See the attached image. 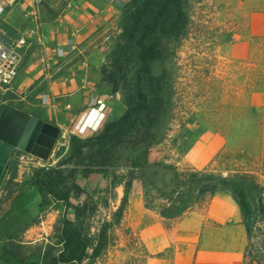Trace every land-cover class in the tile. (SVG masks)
<instances>
[{"label": "rangeland", "instance_id": "374dc122", "mask_svg": "<svg viewBox=\"0 0 264 264\" xmlns=\"http://www.w3.org/2000/svg\"><path fill=\"white\" fill-rule=\"evenodd\" d=\"M184 9L187 35L179 42L163 40V57L151 67L161 80L160 108L153 125L142 126L125 143L110 149L105 166L90 175L104 177L109 185L114 175L121 183L118 194L110 186L86 187L90 176H76L86 194L71 203L82 205L85 197L89 202L79 223L90 226L92 237L105 223L112 225L94 264H145L142 244L127 228L128 194L133 183H141L145 203L157 208L164 200L157 198L150 184L158 188V181L164 187L169 165L223 175L254 170L264 185V0H184ZM105 123L88 136L99 133ZM71 137L61 140L59 156L54 152L48 168L69 155ZM31 167L32 172L43 168ZM129 182L125 212L117 224L116 213ZM168 184L162 190L167 194L172 179ZM23 213L22 219L18 215L0 220V264H42L45 247L53 246L55 253L61 249L55 237L63 219H73L71 208L52 201L31 215Z\"/></svg>", "mask_w": 264, "mask_h": 264}, {"label": "crops", "instance_id": "0c3cea01", "mask_svg": "<svg viewBox=\"0 0 264 264\" xmlns=\"http://www.w3.org/2000/svg\"><path fill=\"white\" fill-rule=\"evenodd\" d=\"M130 1L17 0L0 15V40L8 45L20 39L26 42L19 50L17 77L0 106L10 105L57 127L60 135L54 152L63 139L71 137L70 131L87 112L93 95L106 102L108 118L124 113L122 97L111 93L102 69L120 37L123 9ZM14 153L0 178V220L6 215L22 219L23 210L31 215L41 202V195L29 182L33 165L27 158L16 161ZM13 161L17 163L16 178L5 190L7 167ZM164 172L165 186L158 181L157 186L165 191L173 174L168 169ZM103 178L90 176L85 185L105 189L110 185ZM126 220L127 228L142 244L145 264L245 263V229L228 194L216 193L201 209L169 220L157 208L145 206L143 186L135 182L128 194Z\"/></svg>", "mask_w": 264, "mask_h": 264}, {"label": "trees", "instance_id": "16d2710c", "mask_svg": "<svg viewBox=\"0 0 264 264\" xmlns=\"http://www.w3.org/2000/svg\"><path fill=\"white\" fill-rule=\"evenodd\" d=\"M187 26L184 0H132L124 7L120 37L102 69L103 79L110 86L111 93L122 96L124 113L107 121L95 135L71 137L69 155L53 168L34 170L30 179V184L41 195L40 209L52 201L73 210V219H63L56 231L55 238L61 249L55 253L53 246L45 247L42 264H85L86 260L90 261L87 264H94L95 258L106 247L107 230L111 223H105L93 237L89 233L90 226L79 223L87 212L89 202L85 197L82 205L71 203L72 199L80 200L86 194L76 183V176L82 174L88 177L96 170L101 171L110 149L125 143L126 138L137 133L142 126L153 125L160 108L161 80L153 75L151 67L163 57L162 41H181L187 35ZM3 107L0 106V114ZM96 160L100 161L96 163ZM166 169L173 174L168 194L154 183L150 184V190L164 200L157 207L161 217L178 219L201 209L207 199L217 192H224L236 203L245 229L244 264H264V185L259 181L258 171L236 170L223 175L211 169L179 170L172 165ZM7 170L9 177L5 190L16 178L17 163L11 162ZM119 185L121 183L115 182L113 175L110 188L115 189ZM130 186L131 182L125 185L123 205L116 213L117 224L125 212ZM145 206L153 208L148 203ZM92 211H95L94 208ZM7 217L14 219L6 215L1 220ZM88 250L92 251V255L88 254Z\"/></svg>", "mask_w": 264, "mask_h": 264}, {"label": "water", "instance_id": "95a60500", "mask_svg": "<svg viewBox=\"0 0 264 264\" xmlns=\"http://www.w3.org/2000/svg\"><path fill=\"white\" fill-rule=\"evenodd\" d=\"M113 119L111 116L108 121ZM59 135L60 130L52 124L5 105L0 114V178L14 150L47 162L54 155Z\"/></svg>", "mask_w": 264, "mask_h": 264}, {"label": "built area", "instance_id": "2783aa9c", "mask_svg": "<svg viewBox=\"0 0 264 264\" xmlns=\"http://www.w3.org/2000/svg\"><path fill=\"white\" fill-rule=\"evenodd\" d=\"M32 1L34 3L41 2V0ZM16 3L17 0H0V15L4 12L6 7L14 6ZM106 41L110 43V37H106ZM25 43L24 39H20L17 42L8 45L0 40V104L4 103L3 98L7 93V89L17 77V64L20 60L19 50L25 45ZM90 118L94 119V123L97 124L96 126L86 124ZM107 119L108 114L106 102L101 97L93 95L87 112L81 117L69 134L73 137L88 136L91 133L98 132ZM14 152L16 161L20 162L27 158L31 162L30 165L32 164L34 167L41 166L48 169L47 166L42 164L44 163L42 160L19 150H14Z\"/></svg>", "mask_w": 264, "mask_h": 264}, {"label": "bare ground", "instance_id": "6f19581e", "mask_svg": "<svg viewBox=\"0 0 264 264\" xmlns=\"http://www.w3.org/2000/svg\"><path fill=\"white\" fill-rule=\"evenodd\" d=\"M86 124H89L91 126H93V125L96 126L97 125V124L94 123V119L93 118H90Z\"/></svg>", "mask_w": 264, "mask_h": 264}, {"label": "flooded vegetation", "instance_id": "af4514ba", "mask_svg": "<svg viewBox=\"0 0 264 264\" xmlns=\"http://www.w3.org/2000/svg\"><path fill=\"white\" fill-rule=\"evenodd\" d=\"M8 161H9V160H8ZM7 164H8V163H7ZM6 166H7V165H6ZM6 166H5V167H6Z\"/></svg>", "mask_w": 264, "mask_h": 264}]
</instances>
